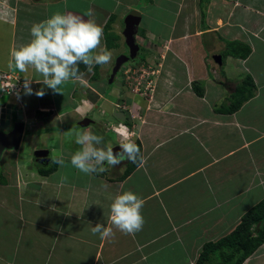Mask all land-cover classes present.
<instances>
[{
  "label": "crops",
  "instance_id": "0c3cea01",
  "mask_svg": "<svg viewBox=\"0 0 264 264\" xmlns=\"http://www.w3.org/2000/svg\"><path fill=\"white\" fill-rule=\"evenodd\" d=\"M78 1L74 7L64 0H11L10 8H0V73L14 72L23 82L34 78L32 94H25L22 86L19 94L0 103L22 110L26 125L24 144L21 140L15 151L14 173L9 174L10 163L0 164V264H194L205 242L227 234L219 227L238 218L239 223L244 214L227 217L223 207L236 199L246 207V193L255 189L262 195L253 206L264 198V0H181V22L169 26L167 37L148 31L154 41L147 50L160 57L143 77V85L149 86L146 94L131 92L118 75L107 79L109 64L97 75L96 65L88 70L81 64V80L63 85V94L36 83L39 77L31 68H9L12 46L27 41L33 23L54 11L84 15L91 9L104 33L107 12L92 1ZM209 34V40L202 38ZM234 40L251 47L247 58L227 54L222 66L211 62L215 54L224 57ZM101 44L106 46L104 34ZM227 65L233 67L229 73ZM234 69L253 77L255 93L235 112H219L221 104L229 103L226 93L239 83ZM116 81L123 83L119 98L106 96ZM195 81L203 96L193 89ZM40 88L42 97L35 95ZM105 100L126 113L124 123L107 119ZM95 114L106 121H97ZM86 117L92 121L81 125ZM105 122L134 138L143 162L128 173L129 160H124L105 172L85 175L70 163L80 147L72 143L73 133L78 127L93 134L101 129L96 135L106 145ZM121 134L114 133L115 144ZM39 148L49 150L50 161L38 162L35 170L32 152ZM52 157L62 158L64 166L54 164ZM44 168L53 169L45 173ZM124 190L145 202L142 230L126 235L113 228L114 236L105 240L92 235L97 223L112 226L109 197ZM251 262L264 264V243L243 264Z\"/></svg>",
  "mask_w": 264,
  "mask_h": 264
},
{
  "label": "clouds",
  "instance_id": "9594fccd",
  "mask_svg": "<svg viewBox=\"0 0 264 264\" xmlns=\"http://www.w3.org/2000/svg\"><path fill=\"white\" fill-rule=\"evenodd\" d=\"M102 39L103 27L97 23L91 9L84 15L57 10L45 19L33 23L27 41L12 46L8 66L20 72H27L31 68L39 77L35 78L36 83L47 86L54 93L63 94L61 90L63 85L81 80L83 76L81 64L91 70L94 65L103 66L112 63L113 53L106 46H102ZM33 79H24L25 94H32ZM11 87L14 88L15 84ZM44 94V88L35 92L38 97ZM73 135L75 143L80 147L71 154L70 163L85 175L105 172L108 167H114L124 160L137 163L139 158V161L143 162L140 148L129 134H121V139L117 143L121 150L115 154L113 145H104V137L101 135L90 131H76ZM52 161L61 167L65 164L60 157H52ZM104 162L107 164L105 165ZM61 180L66 181L67 176L62 177ZM109 199L111 201L109 219L112 226L97 223L91 227L92 235H99L101 240H105L114 236L113 228L126 235H134L142 230L144 217L141 210L145 203L142 197L132 190H124L110 196Z\"/></svg>",
  "mask_w": 264,
  "mask_h": 264
},
{
  "label": "rangeland",
  "instance_id": "374dc122",
  "mask_svg": "<svg viewBox=\"0 0 264 264\" xmlns=\"http://www.w3.org/2000/svg\"><path fill=\"white\" fill-rule=\"evenodd\" d=\"M64 1L69 6L72 5L74 7H76L77 4L80 3L78 0H64ZM88 1H92V4H95V6H101L103 8V10L105 12H107L108 17L113 15V18H111L110 24L107 26V28H108L107 31L112 36V37L111 36H109V37H110V39L113 38V41H114L111 44V47H109V50L112 51V53H113V60H112V63L109 64V66L114 63L115 57L118 54L124 53V51L126 50L124 37L122 35V28H123L122 21L124 20V17L129 12H131L132 9H138L139 11H141V13L143 15L142 16V22H141L139 29H138V32H137V35L139 34L140 38L138 36H136V39L141 43V52H140V55L138 56L141 58H140L139 62L136 63V65L131 64V61L125 62L123 67H122V70H121L122 72L119 71L117 73V75L119 76V79L121 81L123 79L129 83L128 88H130L132 90V91L130 90L131 92H134V90H135L138 93L142 94L145 90V87L143 86V82L145 81V79L143 78L144 69L149 70V68H147L148 65L150 68L152 67V65H153V67L156 66V65H154L155 63H153L152 60H155V62H158V58L160 57V53L153 56L152 51L147 50V44L151 43V46H152V42L154 41V39H152L148 36V31H154L155 33H158V35H161L160 36L161 38H159V39L167 37L168 32H169V26L172 23H178L179 24L181 22L182 18H179L177 16V15H179L178 13L180 12L179 4H180L181 0H88ZM195 2H197V0H195ZM5 4H6L5 8H8L7 6H9V8H10L11 0H1L0 1V6H1L0 8L5 10V8H4ZM83 10H86L84 7V4H83ZM116 13H118V14H116ZM97 16L98 17L101 16V13L98 14ZM197 17H198V15H197ZM114 23H115V26L113 27ZM211 36L212 35L209 34L208 36H203L202 38L207 41V40H209V38ZM105 40H106V38H105ZM225 56L223 58H225ZM152 57H154V59ZM145 58H149L148 61ZM225 61H226V63H228V60H225ZM211 62H216V61L213 58L211 60ZM128 66L130 68H129V71L126 72L125 68H127ZM225 67L228 68V70H226L228 73L233 69V67L231 65H227ZM99 69H101V65L99 68H98V66L95 67L94 70L99 71ZM211 72L213 73L212 70H211ZM120 73H121V76H120ZM232 73H234L232 75L233 77H235L234 79L239 80L237 82H241L243 80V78L246 76L239 69H234V71H232ZM121 81L119 84L117 81L110 84V87H108V89L106 90V92H107L106 96L111 97V98H119V94H120V91L122 89V85H120ZM142 86H143V89L141 88ZM137 88H139V89L141 88V90L139 91ZM226 95H227V97H225V99L229 98L230 95L228 93H226ZM9 97H10L9 94L3 93L0 90V103H2L5 99H7ZM108 99L111 100L110 98H108ZM225 99H222L219 102H215V103H217L219 105ZM11 100L13 101L14 98H11ZM209 102H210V106L213 107V103L211 101V98H210ZM104 103H105V106H103L102 108L106 109V112L109 114V117L107 119L110 121H114V122L118 123L119 121L115 118L114 113H113L114 109L111 108L113 103L109 104L106 100L104 101ZM113 107H115V106H113ZM13 114L15 115V117H17V110L15 112H13ZM95 116L97 117L96 120L99 122L106 121L103 117H101L97 114H95ZM15 117H14V119H16ZM105 126L108 127V129L104 132L105 135H107L106 138H108V142L106 143V145H114L115 140H114L113 136H114V133L116 131H119V129L112 128L110 126V122H107V124L105 122ZM77 129L79 131H82L84 129L87 130V128H85V127H78ZM94 132H96V134H97V133L101 132V129L96 130V131L94 130ZM72 143L75 144V141H72ZM23 144H24V140H22L21 146ZM20 149H21V147H20ZM15 151H16V149H14L13 151L5 150L3 156L0 155V164L3 161H6V163H10L9 174L10 173L13 174L14 170H15V169H13V168H15V165H16V163H15L16 162V160H15L16 156L15 155L17 152H15ZM19 152L23 153L24 150L19 151ZM32 166L34 167L35 170H38V165L32 164ZM0 193H1V190H0ZM261 195H262V192H259V190L255 189V190L251 191L249 194L246 193V207L242 208L241 203L239 201H237L239 199H236V201H231L230 204L223 207V210L221 209V211H225L226 209H228L226 211V212H228L227 217L228 216L231 217L233 215L235 218L240 217L241 215H243V214L240 215V213L247 212L253 206V204H252L253 200L254 199L256 200V198H258V197H261ZM225 219H226V217H225ZM238 219H235L233 222H231V224H226L227 221H225V225H221L219 227V232L223 233L224 230H228L227 234L230 233L236 227L235 225L238 224ZM232 223H234V226H235L233 228H232V225H233ZM223 236H225V235H223ZM194 261H195V259H194ZM251 264H252V262H251Z\"/></svg>",
  "mask_w": 264,
  "mask_h": 264
},
{
  "label": "trees",
  "instance_id": "16d2710c",
  "mask_svg": "<svg viewBox=\"0 0 264 264\" xmlns=\"http://www.w3.org/2000/svg\"><path fill=\"white\" fill-rule=\"evenodd\" d=\"M202 17H205L206 12L202 9ZM111 18L106 24L104 37L106 38V47L109 49L114 42L110 39V33L107 31V26L110 24ZM112 37V36H111ZM251 52V47L240 41H229L227 51L224 54H231L235 58L245 59ZM98 68L100 65H96ZM96 75L99 71H95ZM193 89L199 96H203V87L198 82L193 83ZM256 90V85L253 77L247 74L241 82H239L234 92L229 96V103H223L218 108L219 112L233 113L238 110L241 105L250 99ZM137 144V143H136ZM139 147V146H138ZM137 163L129 161L130 167L128 173ZM53 168L43 169L45 173ZM264 243V199L251 207L243 214L240 222L236 227L225 236L215 240L207 241L203 244L202 250L196 258L194 264H243L262 244Z\"/></svg>",
  "mask_w": 264,
  "mask_h": 264
},
{
  "label": "water",
  "instance_id": "95a60500",
  "mask_svg": "<svg viewBox=\"0 0 264 264\" xmlns=\"http://www.w3.org/2000/svg\"><path fill=\"white\" fill-rule=\"evenodd\" d=\"M142 20L141 11L138 9H132L125 18L124 25L122 30V35L124 37L125 45L128 47V53H121L117 56L115 60V65L113 67L110 80L114 79L116 74L119 72L121 66L129 61L130 59H134L139 55L140 46L136 39V35L139 29V25ZM214 60L218 64V66H222L223 64V56L221 53L214 55ZM17 110V117L13 121V112ZM114 116L117 120L121 122H125L126 113L122 110L114 109ZM13 121V122H12ZM92 119L86 117L84 118L80 124L88 125ZM11 123L12 126H11ZM25 122L23 121L22 110L18 109L16 105H12L10 103H4L0 107V154L3 153L5 149H18L21 144V140L23 138V133L25 130ZM120 145H113L114 154L119 152ZM34 160L36 162H45L50 159V152L48 149L39 148L35 149L32 154Z\"/></svg>",
  "mask_w": 264,
  "mask_h": 264
},
{
  "label": "built area",
  "instance_id": "2783aa9c",
  "mask_svg": "<svg viewBox=\"0 0 264 264\" xmlns=\"http://www.w3.org/2000/svg\"><path fill=\"white\" fill-rule=\"evenodd\" d=\"M15 84V87L11 86ZM23 81L21 80L19 74H15L14 72H2L0 73V89L4 93L8 94H19L22 90ZM139 89V88H137ZM120 132V129L118 131Z\"/></svg>",
  "mask_w": 264,
  "mask_h": 264
},
{
  "label": "flooded vegetation",
  "instance_id": "af4514ba",
  "mask_svg": "<svg viewBox=\"0 0 264 264\" xmlns=\"http://www.w3.org/2000/svg\"><path fill=\"white\" fill-rule=\"evenodd\" d=\"M124 20L122 21V26L124 25ZM138 41V40H137ZM139 42V41H138ZM139 46H140V50H139V55H140V52H141V43L139 42ZM125 48H126V50L124 51V53H128V48H127V46L125 45ZM138 55V56H139ZM118 56V55H117ZM117 56L115 57V60H116V58H117ZM136 57V58H134V59H130L129 61H131V64H133V65H136V63L137 62H139V60H140V58L141 57ZM146 59V58H145ZM115 60H114V63L110 66V67H107L106 69H105V75H106V78L108 79V78H110V75H111V73H112V70H113V67H114V65H115ZM141 66V65H140ZM122 67H123V65L121 66V68H120V70L122 69ZM149 67V66H148ZM119 70V71H120ZM151 71L150 70H148V69H144V74H143V77L144 78H147V75H149V73H150ZM124 82H125V84L126 85H129V83L127 82V81H125L124 80ZM150 83V82H149ZM121 85H123V83L121 82ZM144 86V85H143ZM143 86L141 87L142 89H143ZM145 87V90H144V94H146L145 93V91L146 92H148V89H149V86L148 85H146V86H144ZM141 88L139 89V90H141ZM33 164H36V165H38L37 164V162H35V161H33Z\"/></svg>",
  "mask_w": 264,
  "mask_h": 264
},
{
  "label": "bare ground",
  "instance_id": "6f19581e",
  "mask_svg": "<svg viewBox=\"0 0 264 264\" xmlns=\"http://www.w3.org/2000/svg\"><path fill=\"white\" fill-rule=\"evenodd\" d=\"M264 69V68H263Z\"/></svg>",
  "mask_w": 264,
  "mask_h": 264
}]
</instances>
